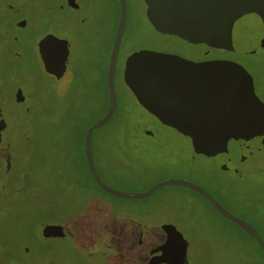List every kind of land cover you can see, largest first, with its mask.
<instances>
[{
    "label": "rangeland",
    "instance_id": "374dc122",
    "mask_svg": "<svg viewBox=\"0 0 264 264\" xmlns=\"http://www.w3.org/2000/svg\"><path fill=\"white\" fill-rule=\"evenodd\" d=\"M107 2V50L101 41L105 32L93 28L84 50L88 31L76 26L77 18L45 12L32 0L16 3L30 18L27 30L13 32L21 40L7 45L0 36V45L5 44L0 46V112L7 123L5 140L11 145L0 150H9L13 159L10 172L0 166V264H264L253 239L193 189L170 184L150 196L127 199L99 189L90 178L82 134L109 109V59L120 23L119 0ZM128 6L116 75L119 109L94 133L101 179L126 192H145L171 179L198 184L264 237V170H241L232 163L219 169L215 165L221 154L201 158L189 136L159 124L138 104L122 76L128 58L141 49H178L201 57L206 46L156 32L143 0H128ZM4 16L3 27L9 28L15 17ZM219 19L217 12L202 14L197 37L204 42L217 36L223 29ZM51 25L74 45L72 72L66 73L63 92L36 47L40 30ZM14 51L21 56L15 57ZM237 56L254 71L263 92L264 55ZM18 88L24 92L21 101L15 95ZM174 117L178 124L190 125L184 116ZM188 129L193 132V127ZM47 219L61 224L67 236L46 241L42 229ZM164 225L180 234L184 259L163 250Z\"/></svg>",
    "mask_w": 264,
    "mask_h": 264
},
{
    "label": "water",
    "instance_id": "95a60500",
    "mask_svg": "<svg viewBox=\"0 0 264 264\" xmlns=\"http://www.w3.org/2000/svg\"><path fill=\"white\" fill-rule=\"evenodd\" d=\"M147 4L154 27L165 34H175L192 42H203L197 37L199 17L207 12H217L223 29L208 42L217 48L228 44L242 50H257L264 39V0H144ZM128 15L127 0H121V18L112 49L108 70L110 106L107 113L93 123L87 130L84 148L91 173L97 185L107 193L127 199H140L150 196L161 187L170 184L182 185L203 195L228 220L245 230L260 245L264 252V237L258 229L246 219L227 209L215 196L203 186L171 179L158 183L145 192H126L106 184L97 170L92 138L95 130L101 128L113 118L118 102L115 85L117 60L125 32ZM221 25V27H222ZM205 30V26H203ZM202 31V29L200 30ZM247 35V45H239L237 35ZM251 46L250 48H248ZM62 66L58 73L62 72ZM127 84L141 99L143 92L148 98L144 105L165 123L182 129L178 123L170 121L166 108L170 104L180 105L187 115L188 124L183 126L203 157L212 158L226 152L237 161L244 158L246 150L259 145L264 155V100L256 92L252 74L240 63L232 60L194 61L177 54L152 50H140L133 53L126 64ZM153 100L157 103L154 104ZM148 101L151 103L148 104ZM159 106H158V105ZM193 127L192 133L188 128ZM250 170H264V162L254 163ZM169 236L163 250L184 259L186 252L171 253L169 238L178 234L173 226L164 225ZM46 237L67 236L59 223L44 224ZM174 252V251H173Z\"/></svg>",
    "mask_w": 264,
    "mask_h": 264
},
{
    "label": "flooded vegetation",
    "instance_id": "af4514ba",
    "mask_svg": "<svg viewBox=\"0 0 264 264\" xmlns=\"http://www.w3.org/2000/svg\"><path fill=\"white\" fill-rule=\"evenodd\" d=\"M30 2L31 0H0V36H2V40L3 42L8 41L9 43L7 45H10L12 43H18L21 40V37L17 35V33H13L15 30L16 31H22L24 32L25 30H27L30 27V21H29V16L28 14H26L24 12V9L19 6H17L16 3L20 4L21 2ZM32 1H36L41 3V5L43 7H45V12H47V9L49 11L55 12L57 16L62 17L61 15H71L73 16V18H77L76 20V26L80 29L83 30L84 32L88 31V34L86 36V39L83 41V45L82 47L85 48L89 47V42H87L88 36L90 34L91 31L95 30H99L100 33H102L101 31H103V35L105 32V37L101 39V41L103 40L102 45L106 46V50L110 47L108 40H107V35L108 32L110 30V17H109V5L107 0H32ZM144 1V0H143ZM128 3V0H127ZM145 3V1H144ZM119 4L121 5V0H119ZM146 4V3H145ZM146 11L150 16V13L148 11L147 8V4H146ZM3 15H8V17H10L12 19V17H15L14 21H9L10 23V27L9 28H4L3 26L5 25V21H7L6 17H2ZM120 18H121V9H120ZM129 19V6H128V15H127V21ZM63 20V18L61 19ZM73 21H75V19H73ZM127 21H126V25H127ZM63 22V21H62ZM92 24H95L92 26ZM126 25H125V30H126ZM153 25V22H152ZM52 28H45V29H41L40 30V38L37 40L36 42V47L39 50V54H40V58L46 68V71H48V73H50L51 75H53L54 77H56L57 81L55 80V85L58 88V91H64V84L68 81L69 78V74H66L67 72H72V68L70 69V58L73 56V40H71L69 37H67L64 33H62L59 29H57V27H53L51 25ZM119 27V25H118ZM154 27V25H153ZM94 28V29H93ZM91 29V30H90ZM154 29L156 30V32H158L159 34L162 35H169V36H173L175 39H180V40H184L185 42H189L190 44H201L206 46V50L204 52V56L201 57H193L190 56L178 49H162V50H153V49H141V50H152V51H157V52H163V53H169V54H177L180 55L184 58L190 59V60H194V61H206V60H216V59H223V60H232V61H236L240 64H242L253 76L254 78V82H255V86H256V92L259 95V97L264 100V91L262 92V90L260 89V86L258 85V81L256 79V75L254 73V71L251 69V67L244 61L242 60L239 56H237L238 54H242V56H251V57H255L257 55H264V39L261 40V42L258 44V49L255 51L253 50V48L251 46H249L248 48L251 47V51L246 49V50H242L241 48H234L233 46H230L231 44H228L225 48H217L214 47L213 45L209 44L208 42H192L187 40L186 38H182L178 35L175 34H165V33H161L160 31H158L155 27ZM118 30V29H117ZM117 33V32H116ZM244 33H242L241 35H237L238 39V43L241 46L247 45V36L244 37L243 36ZM125 35V32H124ZM124 35H123V39H124ZM123 39L121 42V45L123 43ZM115 42V41H114ZM2 45H5L2 43ZM0 45V46H2ZM4 48V46H3ZM5 50V48H4ZM12 50H14L13 48L10 49L8 52L10 53ZM213 50H215L216 52H214ZM6 51V50H5ZM120 51H121V47H120ZM120 51H119V55H118V60H117V69H116V75H117V71H118V63H119V59H120ZM140 51V50H139ZM15 57H20L21 56V52L20 51H14L13 52ZM112 54V52H111ZM237 54V55H236ZM241 56V55H240ZM110 59H111V55H110ZM110 59H109V65H110ZM62 66H65V69L58 73L57 71H59L61 69ZM126 66H124L121 70H122V76L123 79L127 85V87L131 90V92L134 94L136 100L138 101V104H140V106L142 108H144V110L146 112H148L150 115H152L156 121L159 122V124H162L163 126L166 127H171V128H176V131L189 136L187 133H185L184 131H186V129L182 127H176L175 124L171 125L168 123L163 122L156 114L155 112H151L149 111V109H147L144 106V101L142 100L143 97L141 99H139L135 93L133 92V90L130 88V86L127 84V77H126ZM109 69V67H108ZM76 78H73V80L71 82H74ZM64 82V84H63ZM263 83H264V77H263ZM115 85H116V77H115ZM15 95L18 101L23 100L24 97V92L21 88H18L15 91ZM148 98L151 99V97L147 96ZM153 103L156 104L157 102L155 100H153ZM117 102H118V98H117ZM158 105V104H157ZM159 106V105H158ZM119 109V104L117 106L116 112L117 113ZM174 113V114H173ZM114 114V116H115ZM166 115L167 117L170 119V121L177 123V119L174 116H184L187 119V115L186 112L184 111V109L177 104H170L169 106H167L166 108ZM113 116V118H114ZM113 118L111 119V121L113 120ZM110 121V122H111ZM108 124V123H107ZM7 129V123L4 120V117L2 115V112H0V146H5V149L9 148V145L5 144V136H4V131ZM96 131V130H95ZM87 132V131H86ZM85 132V134H86ZM148 133H151V131H147ZM95 133V132H94ZM190 139L192 140L191 136H189ZM84 139H85V135H84ZM84 143V140H83ZM93 143H94V134H93V138H92V150H93ZM193 143V141H192ZM196 154L198 156H200L203 159H209V157L205 158L202 156V154L200 152H198L196 149H194ZM85 151V148H84ZM262 153V149L259 145H252L250 146L247 150H246V154L244 156V158L239 159V161L236 162V160L234 158L236 157H231L229 156L228 153L226 152H221L219 154H221L222 158L219 162L216 163L215 167H218L219 169L225 168L227 166L228 163H232L236 166L239 167V169H250L251 165L254 163H262L264 162V155L261 154ZM6 154V155H5ZM86 155V153H85ZM94 156V153H93ZM87 158V157H86ZM88 161V160H87ZM95 161V159H94ZM13 159L11 154L8 151H1L0 150V166H4L5 170L10 172L12 170L13 167ZM210 192V191H209ZM203 196V195H202ZM204 197V196H203ZM205 198V197H204ZM206 199V198H205ZM207 200V199H206ZM208 201V200H207ZM209 202V201H208ZM210 203V202H209ZM213 207L214 205L212 203H210ZM215 208V207H214ZM216 209V208H215ZM217 210V209H216ZM218 211V210H217ZM219 212V211H218ZM220 213V212H219ZM46 224H54V223H45ZM43 231V229H42ZM166 234V240L168 239V232L164 231ZM43 237L44 238H55V237H46L44 235L43 232ZM169 248L172 250L171 253L175 254V255H179V253L177 252H183L185 251V246H183V244L180 241V234H173L171 235V237L169 238ZM174 251V252H173Z\"/></svg>",
    "mask_w": 264,
    "mask_h": 264
},
{
    "label": "trees",
    "instance_id": "16d2710c",
    "mask_svg": "<svg viewBox=\"0 0 264 264\" xmlns=\"http://www.w3.org/2000/svg\"><path fill=\"white\" fill-rule=\"evenodd\" d=\"M73 90H74V88H73ZM84 135H85V131H84V133L82 134V140H84ZM5 138V137H4ZM8 140V139H7ZM7 140H5V144L6 145H9V143H10V141H7ZM11 147V145H9V148ZM83 148H84V146H83ZM84 150V149H83ZM84 158H85V162H86V165H87V169H88V172H89V175H90V178L92 179V181H93V183L95 184V186L96 187H98L99 189H101L98 185H97V183H96V181H95V179H94V177H93V175H92V173H91V170H90V167H89V164H88V161H87V158H86V155H85V151H84ZM72 184V183H71ZM101 190H103V189H101ZM104 191V190H103ZM106 192V191H105ZM48 220V222H46V223H50L51 221H53V220H51V219H47ZM57 222V221H56ZM52 223H55V222H52ZM39 226H41V224L39 225ZM242 229V228H241ZM243 230V229H242ZM247 235H249L245 230H243ZM250 236V235H249ZM251 237V236H250ZM252 239H253V241H254V243L256 244V246L258 247V249H259V251H260V253L263 255V257H264V252H263V250H262V248L260 247V245H259V243L253 238V237H251ZM46 241L49 239V238H44ZM30 250L31 249H27V250H25V252L26 253H28V252H30ZM10 264H15V263H13V262H10Z\"/></svg>",
    "mask_w": 264,
    "mask_h": 264
}]
</instances>
